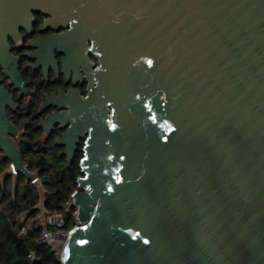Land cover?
<instances>
[{
    "label": "water",
    "instance_id": "water-1",
    "mask_svg": "<svg viewBox=\"0 0 264 264\" xmlns=\"http://www.w3.org/2000/svg\"><path fill=\"white\" fill-rule=\"evenodd\" d=\"M34 14L44 29L96 17L132 30L138 63L153 54L167 89L168 135L143 117L114 129L82 103L41 123H71L56 142L67 157L90 133L60 263L264 264V0H0V152L27 181L2 84L22 89L10 41Z\"/></svg>",
    "mask_w": 264,
    "mask_h": 264
},
{
    "label": "flooded vegetation",
    "instance_id": "flooded-vegetation-1",
    "mask_svg": "<svg viewBox=\"0 0 264 264\" xmlns=\"http://www.w3.org/2000/svg\"><path fill=\"white\" fill-rule=\"evenodd\" d=\"M34 19L30 34L20 31L19 41H10L22 89L3 77L2 85L11 101L6 117L16 129L15 144L23 150L49 149L63 165L77 166L79 170L89 131L77 138L71 157H67L61 155L64 147L56 142L71 123L51 125L50 131L40 128L47 116L67 114L76 103L86 108L103 106L107 123L114 129L115 121L131 125L136 124L135 118L143 117L145 126L170 133L163 115L165 79L153 75V54L138 63L132 30L123 35L120 28L106 29L96 17L85 18L82 30L75 21L44 29L48 18L34 14ZM36 40L41 46L31 47Z\"/></svg>",
    "mask_w": 264,
    "mask_h": 264
},
{
    "label": "trees",
    "instance_id": "trees-1",
    "mask_svg": "<svg viewBox=\"0 0 264 264\" xmlns=\"http://www.w3.org/2000/svg\"><path fill=\"white\" fill-rule=\"evenodd\" d=\"M21 159L27 169L37 175L43 187V209L47 214L64 217L66 229L74 226L75 218L65 212V202L74 189L78 176L77 166L63 165L56 154L49 149L42 151L23 150L16 144ZM10 163L0 152V264H61L59 254L47 246H35L38 230L19 236V217L28 220L39 212L40 196L33 184L17 173L7 175ZM34 251L30 262L27 255Z\"/></svg>",
    "mask_w": 264,
    "mask_h": 264
},
{
    "label": "built area",
    "instance_id": "built-area-1",
    "mask_svg": "<svg viewBox=\"0 0 264 264\" xmlns=\"http://www.w3.org/2000/svg\"><path fill=\"white\" fill-rule=\"evenodd\" d=\"M33 179L30 181L31 184L37 189L40 202L37 205L39 210L37 216L27 221L24 215L19 217V222L21 223V228L19 229V236H25L34 230H38V235L34 240L35 246H47L54 251L60 252V259L62 258L66 242L72 233V231L77 228L80 223L77 219V207L73 204V195L78 193L76 187L72 189L68 195L67 201L65 202V212L71 213L75 218L74 226L71 229H66V223L64 217L60 214H47L43 209V187L36 174L31 173ZM10 175L15 177L17 172L10 168ZM30 262L34 261L35 253L34 251H29L27 255Z\"/></svg>",
    "mask_w": 264,
    "mask_h": 264
},
{
    "label": "rangeland",
    "instance_id": "rangeland-1",
    "mask_svg": "<svg viewBox=\"0 0 264 264\" xmlns=\"http://www.w3.org/2000/svg\"><path fill=\"white\" fill-rule=\"evenodd\" d=\"M56 253L60 255V252L58 253V252L56 251Z\"/></svg>",
    "mask_w": 264,
    "mask_h": 264
},
{
    "label": "bare ground",
    "instance_id": "bare-ground-1",
    "mask_svg": "<svg viewBox=\"0 0 264 264\" xmlns=\"http://www.w3.org/2000/svg\"><path fill=\"white\" fill-rule=\"evenodd\" d=\"M64 253V252H63Z\"/></svg>",
    "mask_w": 264,
    "mask_h": 264
}]
</instances>
